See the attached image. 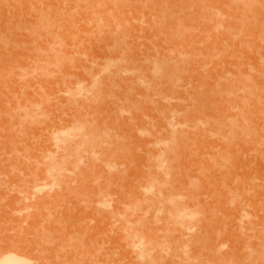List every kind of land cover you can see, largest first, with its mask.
Segmentation results:
<instances>
[{"label": "rangeland", "instance_id": "1", "mask_svg": "<svg viewBox=\"0 0 264 264\" xmlns=\"http://www.w3.org/2000/svg\"><path fill=\"white\" fill-rule=\"evenodd\" d=\"M10 256L264 264V0H0Z\"/></svg>", "mask_w": 264, "mask_h": 264}, {"label": "bare ground", "instance_id": "2", "mask_svg": "<svg viewBox=\"0 0 264 264\" xmlns=\"http://www.w3.org/2000/svg\"><path fill=\"white\" fill-rule=\"evenodd\" d=\"M203 123V122H202ZM66 131V130H65ZM66 133V132H65ZM69 133V132H68ZM65 142V141H64ZM67 142V141H66ZM59 145V144H57ZM185 208V207H184ZM191 209V208H190ZM199 213V212H198ZM180 220V219H179ZM178 220V221H179ZM187 220V219H186ZM192 224V223H191ZM11 257V256H10ZM10 257H5L7 258L5 261L2 260V263L0 264H21L20 261L16 258H14L13 256L10 258ZM23 262V261H22ZM25 263V262H24Z\"/></svg>", "mask_w": 264, "mask_h": 264}]
</instances>
